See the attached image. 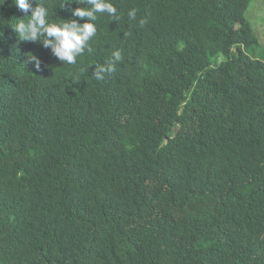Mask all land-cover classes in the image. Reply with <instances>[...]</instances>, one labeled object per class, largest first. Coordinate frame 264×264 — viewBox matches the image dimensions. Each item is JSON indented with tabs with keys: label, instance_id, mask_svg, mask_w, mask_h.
Masks as SVG:
<instances>
[{
	"label": "trees",
	"instance_id": "1",
	"mask_svg": "<svg viewBox=\"0 0 264 264\" xmlns=\"http://www.w3.org/2000/svg\"><path fill=\"white\" fill-rule=\"evenodd\" d=\"M36 2L89 22L82 0ZM111 2L68 65L20 41L28 17L0 0V264H264L253 0Z\"/></svg>",
	"mask_w": 264,
	"mask_h": 264
},
{
	"label": "clouds",
	"instance_id": "2",
	"mask_svg": "<svg viewBox=\"0 0 264 264\" xmlns=\"http://www.w3.org/2000/svg\"><path fill=\"white\" fill-rule=\"evenodd\" d=\"M82 2L91 5L90 8H76L73 15L80 20L89 22L80 24L76 20L69 22L61 21L59 24L50 23L47 20L49 11H46L43 4H37L36 0H13L15 7L25 13L24 19H18L17 23L11 28L20 41L37 42L42 40L45 48L51 47L53 55L59 61L68 65H75L77 58L85 52L91 53L92 47L90 42L97 34V26L94 23L98 19L97 14L107 13L109 16H117V8L111 0H82ZM35 5V7H33ZM30 13V15H29ZM129 19L136 18V10L128 12ZM146 23L141 20V24ZM35 61V69L40 70V61L31 57ZM123 59L119 50L113 52L112 59L106 64L95 65L93 77L97 80H103L105 75L112 74L115 71V64ZM87 69L81 68L82 75Z\"/></svg>",
	"mask_w": 264,
	"mask_h": 264
},
{
	"label": "rangeland",
	"instance_id": "3",
	"mask_svg": "<svg viewBox=\"0 0 264 264\" xmlns=\"http://www.w3.org/2000/svg\"><path fill=\"white\" fill-rule=\"evenodd\" d=\"M254 26V32L259 41L257 46L252 48L248 54H255L257 58H264V0H253L246 13Z\"/></svg>",
	"mask_w": 264,
	"mask_h": 264
}]
</instances>
